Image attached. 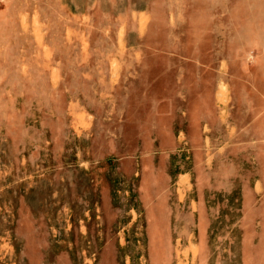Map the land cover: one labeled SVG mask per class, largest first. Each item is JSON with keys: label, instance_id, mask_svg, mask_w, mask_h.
<instances>
[{"label": "rangeland", "instance_id": "374dc122", "mask_svg": "<svg viewBox=\"0 0 264 264\" xmlns=\"http://www.w3.org/2000/svg\"><path fill=\"white\" fill-rule=\"evenodd\" d=\"M264 0H0V264H264Z\"/></svg>", "mask_w": 264, "mask_h": 264}, {"label": "crops", "instance_id": "0c3cea01", "mask_svg": "<svg viewBox=\"0 0 264 264\" xmlns=\"http://www.w3.org/2000/svg\"><path fill=\"white\" fill-rule=\"evenodd\" d=\"M262 97H264V95L262 94Z\"/></svg>", "mask_w": 264, "mask_h": 264}]
</instances>
